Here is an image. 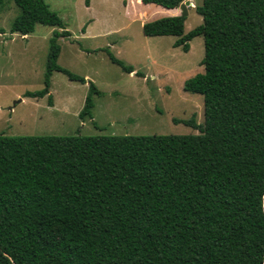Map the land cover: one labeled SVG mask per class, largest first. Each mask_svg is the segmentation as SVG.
<instances>
[{
  "label": "trees",
  "instance_id": "16d2710c",
  "mask_svg": "<svg viewBox=\"0 0 264 264\" xmlns=\"http://www.w3.org/2000/svg\"><path fill=\"white\" fill-rule=\"evenodd\" d=\"M8 33L56 28L42 88L69 33L43 0H11ZM184 0H139L174 11ZM3 0H0V6ZM85 7L88 0H84ZM201 23L180 14L141 25L188 51L202 38V73L182 91L202 99L195 135H0V264H264V0H201ZM4 32L0 30V34ZM109 61L132 73L110 53ZM79 119L91 118V82Z\"/></svg>",
  "mask_w": 264,
  "mask_h": 264
},
{
  "label": "rangeland",
  "instance_id": "374dc122",
  "mask_svg": "<svg viewBox=\"0 0 264 264\" xmlns=\"http://www.w3.org/2000/svg\"><path fill=\"white\" fill-rule=\"evenodd\" d=\"M69 33L58 38L56 64L85 83L69 81L53 72L48 94L40 99L23 97L42 88L48 39L56 28L35 25L29 35H10L18 15L11 0L0 6V135L99 136L195 135L176 121L192 118L203 123L202 99L182 91L183 82L202 73V38L188 42V51L173 48L174 37H144L141 23L179 15L136 0H43ZM187 0H184L185 2ZM201 0H188L183 33L201 23L194 8ZM110 53L132 73L112 64ZM91 82V118H78Z\"/></svg>",
  "mask_w": 264,
  "mask_h": 264
},
{
  "label": "water",
  "instance_id": "95a60500",
  "mask_svg": "<svg viewBox=\"0 0 264 264\" xmlns=\"http://www.w3.org/2000/svg\"><path fill=\"white\" fill-rule=\"evenodd\" d=\"M186 6H187V2H182L179 6H178V10L180 12V17L184 18L187 14L186 12Z\"/></svg>",
  "mask_w": 264,
  "mask_h": 264
},
{
  "label": "crops",
  "instance_id": "0c3cea01",
  "mask_svg": "<svg viewBox=\"0 0 264 264\" xmlns=\"http://www.w3.org/2000/svg\"><path fill=\"white\" fill-rule=\"evenodd\" d=\"M125 2H127L126 0H123V4H124V7H126V4ZM136 3H140L139 0H136ZM174 11H176V9H174ZM174 16H176L177 14H173ZM144 22L141 23V25L143 24Z\"/></svg>",
  "mask_w": 264,
  "mask_h": 264
},
{
  "label": "built area",
  "instance_id": "2783aa9c",
  "mask_svg": "<svg viewBox=\"0 0 264 264\" xmlns=\"http://www.w3.org/2000/svg\"><path fill=\"white\" fill-rule=\"evenodd\" d=\"M187 1H188V0H187ZM187 1H186V2H187Z\"/></svg>",
  "mask_w": 264,
  "mask_h": 264
}]
</instances>
